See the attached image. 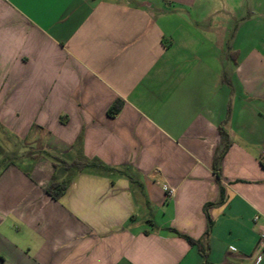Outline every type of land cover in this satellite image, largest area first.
I'll return each mask as SVG.
<instances>
[{
  "label": "crops",
  "instance_id": "crops-1",
  "mask_svg": "<svg viewBox=\"0 0 264 264\" xmlns=\"http://www.w3.org/2000/svg\"><path fill=\"white\" fill-rule=\"evenodd\" d=\"M3 155L0 264H264V0H0Z\"/></svg>",
  "mask_w": 264,
  "mask_h": 264
},
{
  "label": "trees",
  "instance_id": "trees-1",
  "mask_svg": "<svg viewBox=\"0 0 264 264\" xmlns=\"http://www.w3.org/2000/svg\"><path fill=\"white\" fill-rule=\"evenodd\" d=\"M123 106V103L121 100H117L109 109L108 113L109 115L111 116H115L119 113V111L121 110ZM221 136H222V145L221 147H219V149L217 150V154H216V157H215V162H214V171H215V174L218 178V180H220V164H221V161L224 157V155L226 154L227 150L229 149L230 145H231V142H230V139L229 137L227 136V134L221 129ZM49 159H51L53 161V164L54 166L56 167V165L58 163L60 164H63L67 169L71 170V169H74L78 172L80 171H83L87 168H99V169H102V170H106V171H110V168H107L106 166L102 165V164H99L97 162H89L87 160H76V161H73L71 163H67L63 160H61L60 158L56 157V156H53L49 153H46L45 154ZM69 186V181H64V182H52L48 189H47V192L48 194L53 197L54 199H59L66 191L67 187ZM223 201V192H222V188H221V196H220V199H219V203H221ZM214 204L213 203H210V204H207L205 206V210L208 211L209 207L213 206ZM209 229L206 233V236L209 237L210 236V228H211V225L212 223L209 222ZM175 232V231H174ZM177 235H179L180 237L186 239L188 241V243L192 246H196L198 247L199 251L201 252V254L204 255V252H203V247H202V244L200 242H197L193 239H191L190 237L188 236H185V235H181V234H178L177 232H175ZM206 257V256H205Z\"/></svg>",
  "mask_w": 264,
  "mask_h": 264
},
{
  "label": "built area",
  "instance_id": "built-area-1",
  "mask_svg": "<svg viewBox=\"0 0 264 264\" xmlns=\"http://www.w3.org/2000/svg\"><path fill=\"white\" fill-rule=\"evenodd\" d=\"M262 161L264 162V156L262 158ZM172 194V191H170ZM259 216H255L254 221L258 222L259 221ZM264 254V230L260 233L259 235V240L256 246V251H255V258L256 262H260L262 260Z\"/></svg>",
  "mask_w": 264,
  "mask_h": 264
},
{
  "label": "rangeland",
  "instance_id": "rangeland-1",
  "mask_svg": "<svg viewBox=\"0 0 264 264\" xmlns=\"http://www.w3.org/2000/svg\"><path fill=\"white\" fill-rule=\"evenodd\" d=\"M1 159H6V155L0 156Z\"/></svg>",
  "mask_w": 264,
  "mask_h": 264
}]
</instances>
